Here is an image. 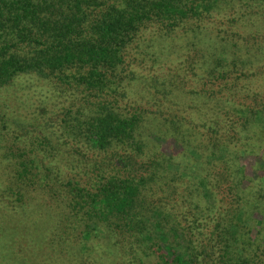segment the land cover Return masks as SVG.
I'll list each match as a JSON object with an SVG mask.
<instances>
[{
    "label": "trees",
    "instance_id": "obj_1",
    "mask_svg": "<svg viewBox=\"0 0 264 264\" xmlns=\"http://www.w3.org/2000/svg\"><path fill=\"white\" fill-rule=\"evenodd\" d=\"M152 23L176 32L201 23L209 35L196 29L192 38H198L195 40L201 47L211 41V46L198 52V58L206 56L210 93L193 94L200 99L199 105L205 104L201 110L208 109L205 116L189 111L183 117L176 115V133L184 125L208 128L207 136H211L216 149L209 157L211 163L224 160V152L233 142L242 143L248 126H257L264 143V106H258L259 97L252 94L257 85L248 78L259 71L258 89L264 91V69L254 67L250 57L244 58L255 54L245 51L241 56L244 42H259L264 36V0H0V150L18 185L50 193L53 200L67 190L69 198L68 214L60 215L42 239L27 236L26 240L23 228L13 229L10 241H15L14 247L25 256L19 261L9 258L8 264H77L76 257H81V264L93 260L96 264H199L191 253V243L181 245L176 229H166L161 210L142 209L144 202L148 203L141 198L147 181L112 175L121 159L115 152L83 162L61 158L59 150L48 148L50 137L41 139L33 125L44 118L43 114L36 118L35 110L51 113L50 105L60 97L58 85L47 80L57 72L75 69L72 79L88 94L83 100L91 99L96 113L79 124L87 143L101 153L134 144L140 117L119 115L103 103L102 95L112 80L109 73L124 63L126 49ZM13 35L21 39L13 43ZM220 68L223 70L217 74ZM177 70L184 69L179 65ZM197 74L201 75L199 71ZM24 77L43 79L58 93L52 95V91L43 89L37 97L26 89L21 96L4 94ZM222 86L226 91L216 93L224 89ZM180 97L176 91V109L183 106ZM195 108L191 106L190 110ZM81 112L85 117L88 107ZM139 143L137 139L134 144L138 152ZM251 162L244 159L241 167ZM71 175L73 179H69ZM221 186L207 179L200 181L206 198L216 195ZM5 204L6 218L18 214ZM221 228L228 233L227 250L219 252L213 264H264V233L253 230L251 242H247L236 226ZM70 229H79L77 236ZM233 246L243 262L231 256L229 249Z\"/></svg>",
    "mask_w": 264,
    "mask_h": 264
},
{
    "label": "rangeland",
    "instance_id": "obj_2",
    "mask_svg": "<svg viewBox=\"0 0 264 264\" xmlns=\"http://www.w3.org/2000/svg\"><path fill=\"white\" fill-rule=\"evenodd\" d=\"M201 25L194 23L177 32L176 29L170 31L157 23L147 25L126 49L124 63L109 73L112 80L109 89L102 95L103 103L121 116L140 117L135 137V143L137 139L140 141L139 152L135 143L115 146L104 153L87 143L81 134L83 127L79 124L96 113L93 112L91 99L83 100V95L88 94L72 79L75 69L57 72L47 80L58 85L59 93L46 86L43 79L37 81L33 77H24L4 94L21 96L26 89L37 97L43 89L52 91V95L58 93L60 97L56 104L50 105L52 112L37 108L34 116L40 118L43 114L44 118L32 119L36 120L33 125L41 139L50 137L46 141L49 143L48 148L59 150L57 153L61 158H78L82 162L84 159H101L115 152L116 158L121 159L112 175L122 180L134 178V182L147 181V188L141 198L148 203L144 202L142 209L161 210L166 218V229H176L181 245L191 243V253L198 263L213 264L216 255L227 250L225 242L228 233L221 227L226 228L231 224L236 226L247 242H251L253 230L264 233V143L259 139V129H255L257 126H248L244 128L248 133L244 141L233 142L228 152H224L227 155L224 160L211 163L209 157L216 149L212 146L211 136H207L208 128L184 125L176 133V115L183 117L189 111L195 116H205L208 109L205 107L202 111L205 104L199 105L200 99H195L193 95L210 93L211 87L204 65L206 56L198 58L200 49L211 46V41L208 40L201 47L195 40L199 39L192 38V30L196 29L199 33L202 31V35H209ZM20 39L17 35L12 36L13 43ZM242 45L241 56L246 55L245 51L255 54L244 58L250 57L254 67L264 69V36L260 37L259 42H244ZM28 50L25 49L29 53ZM179 65L183 71H176ZM222 70H217V74ZM198 71L201 75L197 74ZM66 77L71 79L67 81ZM248 78L257 85L252 94L258 95V106H264V91L258 89V80L261 81L259 71ZM176 91L183 100L180 104L183 106L177 109ZM220 91L225 92V87L223 90L217 89L216 93ZM191 106L196 108L190 110ZM83 107H88L85 117L81 112ZM250 110L254 111L251 107ZM249 154L255 156L250 157ZM244 159L252 160L251 165L249 163L241 167ZM123 161L130 164L126 166ZM9 165L0 150V264H8L9 258L19 261L25 256L14 247L15 241H10L13 229L23 228L26 240L27 236L39 240L48 232L46 229L59 221L60 215L69 212L67 190H62V196L53 200L50 193L47 195L40 189L18 185ZM73 177L71 175L69 179ZM201 179H207L211 184L219 182L222 186L216 195L213 193L211 198H206L200 187ZM84 182L87 183L86 180ZM84 182L81 183L84 185ZM5 202L11 211L18 214L6 218L3 209ZM70 231L77 236L79 229ZM229 250L233 253L232 257L239 259V263L243 262L242 255L234 246ZM209 256H212L210 261ZM74 259L77 264H81V257ZM91 264H96L95 260Z\"/></svg>",
    "mask_w": 264,
    "mask_h": 264
}]
</instances>
